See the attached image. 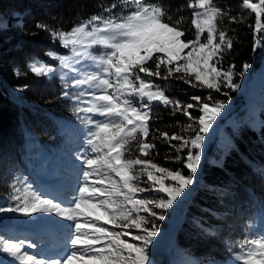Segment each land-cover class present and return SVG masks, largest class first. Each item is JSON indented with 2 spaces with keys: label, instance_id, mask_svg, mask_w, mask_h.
I'll return each mask as SVG.
<instances>
[{
  "label": "snow or ice",
  "instance_id": "obj_1",
  "mask_svg": "<svg viewBox=\"0 0 264 264\" xmlns=\"http://www.w3.org/2000/svg\"><path fill=\"white\" fill-rule=\"evenodd\" d=\"M242 6L256 13L255 31L264 33L261 25L264 0H259V3L242 0ZM188 7L200 9L191 13L195 39H181L185 33L180 22L171 23L173 18L154 0H126L123 7L112 3L104 7L101 14L91 15L68 31H57L49 29L45 23H36L38 29L48 31L53 39H59L62 46L71 48V64L68 63L69 57L59 59L61 67L71 68L80 77L72 78V87L86 86L73 99L79 104L81 96L88 97L83 101L88 106L83 109L77 107L76 112L92 114L84 121L90 126L85 139L91 155L79 157L84 167L83 177L77 185L78 193L68 201L69 207H62L64 201L56 202L55 197L45 198L46 193L32 190V185L24 184L25 193L31 190V195H12L11 198L19 203L15 209H7L26 216L55 213L72 221L75 232L69 241L73 247L64 254L66 259L45 261L23 250L24 241L0 239V251L14 258L10 264H15V261L19 264H71L74 258L83 260L84 264H151L148 246L157 235L158 226L150 217L164 219L162 212L182 199L194 184L202 160L203 134L209 131L225 107L224 101H214L211 94L206 97L209 102L200 96L191 97L195 103L173 101L151 78L167 81L175 77L192 87H205L216 92L220 91L221 84L229 88L238 86L232 80L233 66L227 70L218 66L233 46L227 31L219 30L216 25L217 19L226 13L213 6L212 0H195L194 3L189 0ZM118 8H121V14L116 13ZM125 10L126 14H123ZM229 19L236 21L235 16ZM204 33L207 38L202 42ZM261 46H264V39L256 37L253 49ZM185 49L190 50L185 53ZM47 55L55 57L56 53L48 52ZM83 61H90L95 70L79 71L76 65ZM150 61L155 62L154 67ZM28 67L37 76H47L55 71L43 61L33 60ZM248 67V64L243 65L244 70ZM62 95L67 98L69 93L65 91ZM153 102L171 105L174 111L182 112L192 121L183 129L185 133L191 131L193 134L190 136L159 133L175 150V156H166L165 159L182 163L188 175H184L182 169L173 171L140 156L124 158L130 151V141H135L137 134L144 138L150 135L148 124L152 119ZM193 108L198 109V117L189 111ZM155 148V143L140 140L139 152L143 156ZM185 151L186 156L182 157L181 153ZM137 166H140L139 171ZM110 173L119 180L112 179ZM144 174L147 180L143 183L147 186L141 187V175ZM92 177L96 180L90 182ZM19 191L13 187L14 193ZM153 192L166 194V198H139ZM5 210L0 208V211ZM141 212L148 215H140ZM99 221L122 231L100 226ZM131 229L141 232L133 234ZM125 237H131V242ZM249 245L255 250L250 248L234 259L241 264H264V233L260 239H245L241 246Z\"/></svg>",
  "mask_w": 264,
  "mask_h": 264
},
{
  "label": "trees",
  "instance_id": "obj_2",
  "mask_svg": "<svg viewBox=\"0 0 264 264\" xmlns=\"http://www.w3.org/2000/svg\"><path fill=\"white\" fill-rule=\"evenodd\" d=\"M231 1L234 6L242 3V0ZM154 2L161 4L167 15L173 18L171 23L180 22L185 33L181 39H195L196 29L191 24L193 9L188 7L189 0ZM251 2L259 3V0ZM112 3L123 7L126 0H16L11 7L0 10V208L6 209L0 211V225L15 214V210H7L15 209L18 204L11 198L19 193H14L13 187L21 190L28 180H35L32 177L38 175L46 179L50 175L46 168H42L43 164L47 166L53 154L58 157L57 152L66 144L64 128L67 123L80 118V112H76L77 102L62 95L63 83L55 72L37 76L27 66L32 57L54 62L45 54L49 49L67 50L48 31L38 29L36 23L65 31L91 15L101 14L102 9ZM116 13L121 14V8L116 9ZM256 19V13L250 9L246 16L236 17L235 22L229 19L227 23L226 31L233 46L221 61L233 66L235 77L241 75L244 64L249 65V70L259 65L264 46L254 50L253 44L256 37L264 39V33L255 31ZM261 25L264 26V18ZM149 63L154 67V61ZM161 87L172 99L181 102L193 95H200L207 101L203 91H196L175 77L161 80ZM223 90L221 86L219 92H212L224 97L226 92ZM205 91L211 90L206 88ZM262 101L258 123L252 126L244 121L238 122L230 132L231 141L222 148L221 154L214 149L213 158L204 159L200 164L198 177L172 230L176 249L185 258L197 263L223 261L229 255L242 252L246 247L241 246L245 239L251 240L264 231V93ZM189 111L195 116V108ZM151 112L150 135L144 138L137 134V139L130 141V151L124 158L140 156L162 167L180 168L186 172L182 163L165 159L166 156H175V150L159 133L185 135L183 129L188 117L174 111L173 106L160 102H153ZM141 139L156 144L147 156L139 152ZM172 143L179 144L178 141ZM185 152L181 153L182 157ZM40 167L45 171L41 173ZM139 167H136L137 171ZM146 180V174L141 175V185L147 186L143 183ZM155 224L158 227L165 225L161 220Z\"/></svg>",
  "mask_w": 264,
  "mask_h": 264
},
{
  "label": "rangeland",
  "instance_id": "obj_3",
  "mask_svg": "<svg viewBox=\"0 0 264 264\" xmlns=\"http://www.w3.org/2000/svg\"><path fill=\"white\" fill-rule=\"evenodd\" d=\"M15 1L16 0H0V10L11 7L13 2ZM17 2H21V0H17ZM194 2L195 0H193V3ZM212 3L213 6L220 7L223 13H226L216 21V25L219 30L226 31V26L229 21L230 14L232 16L242 18L244 15L246 16L248 11L250 10L248 8H246L245 10V7L242 6V3H240L239 6L238 4L234 6L231 0H212ZM193 10L200 11V9ZM82 21L83 20H81L80 22ZM70 29L71 27L65 31H68ZM228 35L230 36V34ZM206 38L207 34L204 33L202 35V42L206 41ZM76 50H80L79 46H77ZM189 50L190 49H185L184 51L185 53H187V51ZM48 52H54L56 53V56H49L47 55ZM98 52L99 50L97 49V54ZM45 54L46 56L53 59L54 62H43L55 69L54 72L63 83V92L67 91L69 93L68 98L74 100L73 96H79L80 92L86 89V86L73 88L71 85L72 78L80 77L78 76L77 72L72 71L71 68L61 67L59 59L60 57H69L70 59L68 63H72L71 57L73 53L71 51V48L68 47L65 52H59L55 49H49ZM33 60L38 61L36 57H32L28 60L27 66ZM218 66H222L224 70H227L230 64L228 65L227 63L226 65L225 63L220 61ZM76 68L79 71L95 70L90 61H83L80 64L76 65ZM241 73L243 74L239 77H235L234 74L232 76L233 82L238 85L236 88H229L221 84V86L224 88L223 92L227 93V95H225L224 97H219L217 94H214L211 89H209L211 91H205V87H192L196 91H203V94L205 96L211 94V96L214 98V101L225 102V107L218 115L217 119L214 121L212 127L207 133L203 134L205 136V140L202 145L201 162L204 159H212V151L214 149H218L219 153L221 154L222 148L231 141L230 132L238 122L244 121L252 126H255L258 123V113L263 108L262 95L264 93V47L259 65L252 70H249V67L247 70H244V68L242 67ZM152 79L161 87V80L155 79V77H152ZM164 91L169 99L173 101L177 100L172 99L171 96L166 92V90ZM191 97L192 96H189V100L181 103H195L191 100ZM86 99H88L87 96H81L80 103H77L78 107H80L81 109L87 107L88 105L83 102ZM137 106H139L138 103ZM90 115L92 114L81 111L79 115L80 118L78 120L67 123L66 127L64 128L66 137V144L64 149H60L57 152L58 157L56 154L51 155L48 165H45L46 167L44 166V164L42 166V168H46L47 173H49L50 175H48L46 179L37 175L35 177H32V179L35 180H28V184L32 185V190L46 193L47 196L45 198L55 197L56 202L64 201L62 207L65 208L69 207L68 201L71 200L72 196L75 193H78L77 185L83 177L84 167L79 157L83 154L91 155V149L87 145L85 139L87 129L90 126L84 122ZM199 115L200 113L198 109H196L195 116L198 117ZM93 118L99 119V117ZM185 121L186 125L192 123L189 118ZM198 128L199 126L196 125L197 130ZM192 134L193 133L189 132L185 135L190 136ZM85 150H87V153L85 152ZM184 156H186V152ZM37 166L39 167V165ZM42 168L40 167L39 169L41 173L45 171H43ZM198 173L199 170L196 173L195 181L198 177ZM183 174L188 175V170L186 172H183ZM110 175L112 179L119 180V177H116L114 173H110ZM95 180L96 177L90 178V182ZM30 181L31 183H29ZM193 185L189 187L182 199L175 203L171 208L162 212L165 217L164 219L161 220L157 217H150V219L154 223H156L158 220H161L165 224L164 226L158 227L157 235L153 237L152 244L148 246V255L151 264H159L160 262H164L166 264H241V262L236 261L234 257L248 252L250 248L255 250L254 246H246L245 249L242 250V252L238 253L237 255H229L220 262L206 261L201 263H197L192 259L185 258L184 256H182L181 252L176 249L175 243L172 238V230L177 219L180 216L181 206L187 198ZM140 186L145 187V185L141 184ZM18 195L30 196L31 190L25 193L24 189H21ZM139 198L160 199L166 198V194L153 193V195H142ZM17 202L19 203V201ZM154 210L157 212H161L160 209ZM10 214L11 213H9L8 215ZM140 215L147 216L148 214L141 212ZM98 224L100 226H106L110 230L122 231V229L120 228H114V226L111 224L106 225L104 221H99ZM0 227L2 230V232L0 233V239H11L13 240V242L24 241L22 245L23 250L28 251L30 254L35 255L39 259L45 261L50 262L51 260H59L61 257H64V254L66 252H69L73 247L69 241V237L75 232L72 221L62 219L55 213H37L34 215L26 216L19 211H15L14 215L9 216L6 220L2 221ZM131 232L133 234H137L140 233L141 230L131 229ZM261 234L262 233H257V235L253 239H260ZM125 238L129 239L131 242V237ZM32 245L35 246L33 247ZM64 258L66 259V257ZM13 260V257H10L7 253L0 251V264H10V262H12ZM15 264H19V261H15ZM71 264H84V261L74 258Z\"/></svg>",
  "mask_w": 264,
  "mask_h": 264
}]
</instances>
